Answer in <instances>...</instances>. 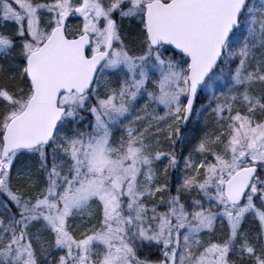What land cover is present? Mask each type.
Segmentation results:
<instances>
[{
    "label": "snow or ice",
    "instance_id": "6c2138e0",
    "mask_svg": "<svg viewBox=\"0 0 264 264\" xmlns=\"http://www.w3.org/2000/svg\"><path fill=\"white\" fill-rule=\"evenodd\" d=\"M0 264H264V0H0Z\"/></svg>",
    "mask_w": 264,
    "mask_h": 264
}]
</instances>
